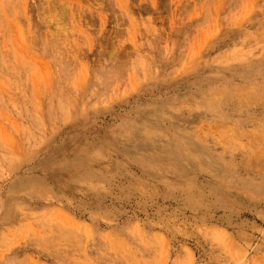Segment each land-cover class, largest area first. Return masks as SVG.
Returning a JSON list of instances; mask_svg holds the SVG:
<instances>
[{
  "label": "rangeland",
  "instance_id": "rangeland-1",
  "mask_svg": "<svg viewBox=\"0 0 264 264\" xmlns=\"http://www.w3.org/2000/svg\"><path fill=\"white\" fill-rule=\"evenodd\" d=\"M0 264H264V0H0Z\"/></svg>",
  "mask_w": 264,
  "mask_h": 264
}]
</instances>
